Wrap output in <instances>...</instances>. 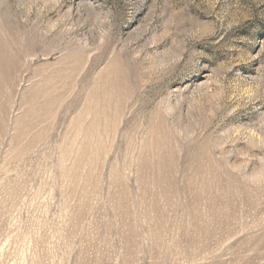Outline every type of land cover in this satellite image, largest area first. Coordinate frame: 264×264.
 Returning a JSON list of instances; mask_svg holds the SVG:
<instances>
[{
	"label": "rangeland",
	"instance_id": "374dc122",
	"mask_svg": "<svg viewBox=\"0 0 264 264\" xmlns=\"http://www.w3.org/2000/svg\"><path fill=\"white\" fill-rule=\"evenodd\" d=\"M0 264H264V0H0Z\"/></svg>",
	"mask_w": 264,
	"mask_h": 264
}]
</instances>
